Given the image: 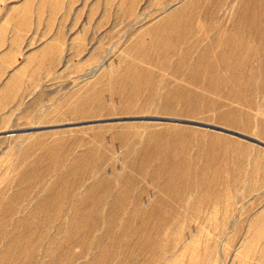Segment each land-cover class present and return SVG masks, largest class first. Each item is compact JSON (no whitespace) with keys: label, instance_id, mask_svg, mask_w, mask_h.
<instances>
[{"label":"rangeland","instance_id":"obj_1","mask_svg":"<svg viewBox=\"0 0 264 264\" xmlns=\"http://www.w3.org/2000/svg\"><path fill=\"white\" fill-rule=\"evenodd\" d=\"M253 1L0 0V264H264V146L117 120L264 144Z\"/></svg>","mask_w":264,"mask_h":264},{"label":"water","instance_id":"obj_2","mask_svg":"<svg viewBox=\"0 0 264 264\" xmlns=\"http://www.w3.org/2000/svg\"><path fill=\"white\" fill-rule=\"evenodd\" d=\"M116 120V119H113ZM118 121H159V122H167V123H177V124H183V125H191V126H198V127H202V128H206V129H210V130H216L219 132H223V133H228V134H233L234 136H237L239 138H242L244 140H247L249 142H254L256 144H260L262 146H264V144L257 142L249 137L237 134V133H232L228 130H225L223 128H219V127H215V126H211V125H207V124H200L197 122H191V121H184V120H176V119H168V118H120L117 119ZM110 120H96V121H86V122H79V123H74V124H64V125H55V126H50V127H41V128H27V129H21V130H16L14 133L18 134V133H33L36 131H42V130H48V129H57V128H67V127H75V126H85V125H94V124H102L104 122H109Z\"/></svg>","mask_w":264,"mask_h":264},{"label":"bare ground","instance_id":"obj_3","mask_svg":"<svg viewBox=\"0 0 264 264\" xmlns=\"http://www.w3.org/2000/svg\"><path fill=\"white\" fill-rule=\"evenodd\" d=\"M255 1V0H254ZM254 1H253V3H254ZM258 1V0H257ZM252 4V3H251ZM254 5H256V4H254ZM207 6V5H206ZM205 7V6H204ZM251 7H253V6H251ZM204 9V8H203ZM206 9V8H205ZM254 10V9H253ZM214 13V12H213ZM256 13V12H255ZM253 14V13H252ZM260 15V14H259ZM251 16H253V15H251ZM250 18V17H249ZM249 18H248V20H249ZM258 18V17H257ZM251 19H252V17H251ZM251 19H250V21H251ZM257 21V20H256ZM254 22V21H253ZM252 23V22H251ZM191 24V23H190ZM182 39V38H181ZM168 40V38H166V41ZM163 41H165V40H163ZM159 43V42H158ZM161 43V42H160ZM165 44V43H164ZM175 45V44H174ZM160 46H162V44H160ZM159 46V47H160ZM169 46V45H168ZM165 49H167V48H165ZM156 51V50H155ZM173 50H169V47H168V52H166V53H164L165 55H164V57L165 58H163V59H166L167 57H168V55H171V54H173ZM163 54V53H162ZM185 55H187V53H184ZM162 56V55H161ZM163 63V62H162ZM151 140H152V138H151ZM149 142H151V141H149ZM153 143V142H152ZM154 143H155V140H154ZM157 146V145H156ZM148 156V155H147ZM144 159H142V161H143ZM145 160H147L146 158H145ZM144 160V161H145ZM149 161V160H148ZM146 162V161H145ZM143 166V165H142ZM144 166H145V164H144ZM142 168V167H141ZM141 168H139V169H141ZM145 169H146V166H145ZM142 170V169H141ZM82 182V181H81ZM70 194H71V192H70Z\"/></svg>","mask_w":264,"mask_h":264}]
</instances>
